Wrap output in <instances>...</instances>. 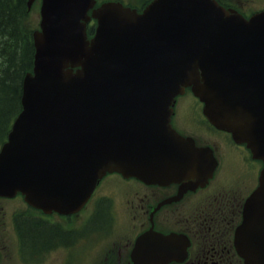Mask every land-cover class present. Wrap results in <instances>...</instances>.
Instances as JSON below:
<instances>
[{
    "label": "water",
    "instance_id": "95a60500",
    "mask_svg": "<svg viewBox=\"0 0 264 264\" xmlns=\"http://www.w3.org/2000/svg\"><path fill=\"white\" fill-rule=\"evenodd\" d=\"M93 4L42 0L33 74L0 150V196L21 192L46 213H71L107 171L153 183L192 171L203 157L168 124L173 97L188 86L214 125L264 160V11L247 21L215 0H156L142 14L107 3L92 13L89 41ZM261 176L236 232L245 264H264ZM150 246L140 251L147 262L162 254Z\"/></svg>",
    "mask_w": 264,
    "mask_h": 264
},
{
    "label": "flooded vegetation",
    "instance_id": "af4514ba",
    "mask_svg": "<svg viewBox=\"0 0 264 264\" xmlns=\"http://www.w3.org/2000/svg\"><path fill=\"white\" fill-rule=\"evenodd\" d=\"M186 108L189 112L185 116H181L182 110H174L171 123L196 145L213 150L218 164L212 177L202 187L181 192L190 181L156 186L116 176L121 186L112 190L117 195L96 196L84 213L63 218L52 214L45 224L62 232L49 244V251L68 247L59 264H84L73 260L70 246L79 242L87 247L94 235L100 241L95 244L94 262L134 264V241L152 228L182 238L178 251L181 255L185 251V255L165 264H242L233 247V232L262 165L244 145L214 130L202 118L195 100ZM126 192L130 199L120 202Z\"/></svg>",
    "mask_w": 264,
    "mask_h": 264
},
{
    "label": "trees",
    "instance_id": "16d2710c",
    "mask_svg": "<svg viewBox=\"0 0 264 264\" xmlns=\"http://www.w3.org/2000/svg\"><path fill=\"white\" fill-rule=\"evenodd\" d=\"M219 1L227 4L226 0ZM31 33L26 0H0V144L21 108L22 80L33 63ZM18 232L27 255L55 242L62 233L31 217L20 220Z\"/></svg>",
    "mask_w": 264,
    "mask_h": 264
},
{
    "label": "rangeland",
    "instance_id": "374dc122",
    "mask_svg": "<svg viewBox=\"0 0 264 264\" xmlns=\"http://www.w3.org/2000/svg\"><path fill=\"white\" fill-rule=\"evenodd\" d=\"M231 2L238 6L240 12L245 15H250L251 13L264 8V0H231ZM30 17L32 25H36L39 21L38 0L31 8ZM183 101L184 98L180 99L177 107H180L182 113H185L189 102L186 101L183 103ZM122 197L123 198L120 202L130 199L127 192L125 195L123 194ZM19 201V198L11 202L0 201V264H59L61 257L66 254L68 247L60 248L54 252L48 250L45 254L39 253L38 255L41 257L39 261L25 263L20 258L18 238L12 224L13 214L16 212H24V208ZM98 237V235L92 236L87 247L81 246L79 242H77L72 248L70 246L69 251L73 260L75 262H83L84 264H97L99 260L97 259L96 262L94 261L96 260L95 244L100 243V241H97Z\"/></svg>",
    "mask_w": 264,
    "mask_h": 264
},
{
    "label": "bare ground",
    "instance_id": "6f19581e",
    "mask_svg": "<svg viewBox=\"0 0 264 264\" xmlns=\"http://www.w3.org/2000/svg\"><path fill=\"white\" fill-rule=\"evenodd\" d=\"M200 168H201V167H200ZM200 168H199V169H200ZM199 169H197L195 173H198V172H199ZM162 244L167 245L166 243H162Z\"/></svg>",
    "mask_w": 264,
    "mask_h": 264
}]
</instances>
